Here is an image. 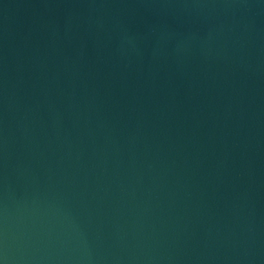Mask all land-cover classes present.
<instances>
[{
    "label": "water",
    "instance_id": "water-1",
    "mask_svg": "<svg viewBox=\"0 0 264 264\" xmlns=\"http://www.w3.org/2000/svg\"><path fill=\"white\" fill-rule=\"evenodd\" d=\"M0 264H264V0H0Z\"/></svg>",
    "mask_w": 264,
    "mask_h": 264
}]
</instances>
